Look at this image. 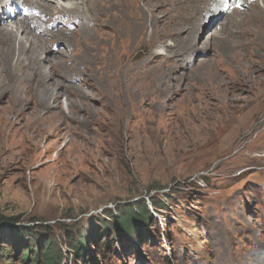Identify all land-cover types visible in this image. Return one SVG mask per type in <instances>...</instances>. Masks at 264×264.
<instances>
[{
  "label": "rangeland",
  "instance_id": "obj_1",
  "mask_svg": "<svg viewBox=\"0 0 264 264\" xmlns=\"http://www.w3.org/2000/svg\"><path fill=\"white\" fill-rule=\"evenodd\" d=\"M19 3L6 4L11 17L2 26L27 13L25 1ZM100 6L96 2L94 9ZM227 17L218 7L201 17L195 33L185 30L168 41L176 42L174 51L194 41L184 63L131 57L135 72L118 73L112 98L94 94L110 84L103 64L82 77L52 70L45 82H57L56 108H38L34 100L16 107L0 93V216L7 221L0 227V264H34L46 250L57 264H264V51L251 46L244 57L250 63H243L220 59L218 46L204 48ZM58 28L62 23L54 20L45 36L29 28L48 42L44 60L74 50L59 37L49 40ZM98 30L102 43L94 54L106 62L103 57L119 44L106 26ZM82 39L75 37L79 55L82 47L93 48ZM212 60L221 70L214 81L200 72V62ZM174 64V71L163 72ZM162 74L165 96L154 91ZM133 79L129 104L124 84ZM59 83L88 97L69 95ZM148 90L154 102L142 94ZM67 97L79 109L73 121L58 123L59 137L25 133L35 118L61 111ZM11 117H17L12 126L6 123Z\"/></svg>",
  "mask_w": 264,
  "mask_h": 264
},
{
  "label": "bare ground",
  "instance_id": "obj_2",
  "mask_svg": "<svg viewBox=\"0 0 264 264\" xmlns=\"http://www.w3.org/2000/svg\"><path fill=\"white\" fill-rule=\"evenodd\" d=\"M19 1L0 0V4H2L0 8V39L4 42V48L0 47V93H8L10 101L16 107H22V103L26 100H34L35 105L41 109L57 107L59 95L53 91L57 82L53 80L54 82L50 85L45 82L46 79L53 76L52 70H56L57 73L77 72V75L82 77L85 75L84 72H91L95 66L103 64L105 68L102 67L104 69L102 72H108L106 77L110 84L106 86V91L94 94L100 95L101 98L107 93L108 97L112 98V92H117L118 79L121 78L118 73L135 72L136 63L129 62L131 57L139 56L143 61L148 55L153 56L151 60H160V57L164 56L165 60H175L177 63L182 59L184 63L186 56L195 48L194 41L190 40L182 44L183 49L178 51H174L176 42L167 45L168 41L171 38H173L171 40H176L185 30L196 31V25L201 17L206 12L218 7L228 12L226 23L220 27L221 34L219 36L212 33L206 38L204 48H211L214 51V48L218 46L220 51L218 49L217 51L220 59H230L231 61L239 59L243 63L249 62H246L244 57L251 46L256 47L254 50L257 52L262 50L263 53L264 51L262 49L264 43V0H23L26 3L24 7L27 8V13L23 16L21 14L17 21L2 26L11 17L10 12L6 11V4L20 6ZM96 2H103L104 6L94 9ZM15 11L18 10L15 8ZM98 14L102 16L99 20ZM53 20L54 22L61 21L62 28H58L55 33L50 32L49 40L59 37L63 42L68 43L69 47H74V50L68 55L60 50L55 51L54 54H58V56L44 60L41 55L48 42L44 40L42 43L38 36H33L30 33L29 28L37 31L44 27L41 33L45 36L47 34L44 33L45 26ZM87 20L93 21L92 27L88 25ZM99 26H106L115 33L119 44L118 47L109 51L107 57H103L107 58L106 62H103L98 54H94V51L98 50L97 48L102 43ZM73 27L75 30L70 31L69 29ZM75 37L83 38L82 42L87 46L93 45V48L90 46L89 49H86L84 46L82 54L79 55L78 49L82 46H80L81 39L78 42ZM120 45H122L121 48ZM162 45H167L168 50L165 52L156 51L157 47L160 48ZM66 49L70 50L71 48ZM122 56L127 59L123 65L119 62ZM44 62H47L48 66L44 65ZM67 62H71L72 66L64 70V65ZM179 64L178 66H180ZM176 66V64L169 65L163 72L174 71ZM254 67V65L250 67L248 64V71L250 69L249 72H255ZM31 72H37L38 76ZM200 72H206L212 81L217 80L220 77L216 73L214 75V72H221L220 63H214V60L211 63L200 62ZM161 77L159 86H156L154 91H159L165 96L166 83L163 79H166L167 74H162ZM28 79H32L34 82L33 87L26 85ZM129 82L122 83L130 104L134 101L135 82L134 79L132 80L133 84ZM60 83L59 86L63 87L68 92L67 94L74 93L88 97V92L83 93L79 88L77 90V87H67ZM89 88L95 90L92 84L89 85ZM143 88V86L139 87V92L143 91ZM101 90L103 88L95 91ZM154 91L148 90L142 94L154 102L157 99ZM200 91L201 94L205 93L202 89ZM144 96L140 97V102L144 100ZM62 106L61 111L47 115L46 119L40 116L37 120L35 118L34 127L27 129L25 133L37 138L59 137L58 132L63 129L57 127L58 123L66 119H74L73 112L79 109L68 100V97L65 100V106L63 103ZM18 111L20 112V108ZM16 120L17 117H11L6 119V123L12 126ZM7 135L6 133L5 136ZM261 260H264V256Z\"/></svg>",
  "mask_w": 264,
  "mask_h": 264
},
{
  "label": "trees",
  "instance_id": "obj_3",
  "mask_svg": "<svg viewBox=\"0 0 264 264\" xmlns=\"http://www.w3.org/2000/svg\"><path fill=\"white\" fill-rule=\"evenodd\" d=\"M7 222L6 219H4L2 216H0V227ZM0 237H1V233H0ZM48 255V250H46V252L43 254V260H37L34 259L32 262L34 264H57V261H54L53 258L47 257Z\"/></svg>",
  "mask_w": 264,
  "mask_h": 264
}]
</instances>
